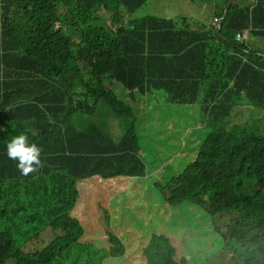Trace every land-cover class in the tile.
<instances>
[{
  "label": "trees",
  "instance_id": "trees-1",
  "mask_svg": "<svg viewBox=\"0 0 264 264\" xmlns=\"http://www.w3.org/2000/svg\"><path fill=\"white\" fill-rule=\"evenodd\" d=\"M155 1L0 0V182L54 176L48 184L64 181L74 191L92 179L145 177L141 153L159 143L161 132L153 131L149 141L143 130L161 123L166 109L152 102H162L164 93L166 106L202 100L205 112L224 122L204 141L196 140L192 161L164 166L165 184L173 193L167 201L221 212L224 224L232 223L243 248L229 251L232 259L225 264H264V135L256 132L264 133L258 119L264 112V57L243 52L253 49L236 42L241 31L264 38V0H232L219 33L212 29L211 36L186 29L191 17L172 16L174 11L134 18L149 6L155 10ZM224 54L234 64L212 74L210 65L222 62ZM163 68L167 80L157 73ZM101 100L112 122L130 120L120 140L95 123L77 128L75 114H94ZM227 101L235 103L225 108ZM239 105L248 108L236 109ZM234 113L245 117L235 119ZM247 128L253 141L242 134ZM20 134L42 149L43 166L27 176L7 155V144ZM209 170L226 179L231 198L240 180L246 187L260 183L256 191L240 195L234 207L219 209V190L207 178ZM36 188L45 192L47 185L38 180ZM13 191L16 198L24 196L17 187ZM39 220L24 248H17L12 232H0V264H64L70 257L76 264H102L97 251L92 257L86 252V225L67 209ZM115 250L120 262L105 264H188L162 233L152 234L133 258Z\"/></svg>",
  "mask_w": 264,
  "mask_h": 264
},
{
  "label": "rangeland",
  "instance_id": "rangeland-1",
  "mask_svg": "<svg viewBox=\"0 0 264 264\" xmlns=\"http://www.w3.org/2000/svg\"><path fill=\"white\" fill-rule=\"evenodd\" d=\"M162 1L153 2V5H157L158 12L149 6L137 12L134 18L143 19L151 15L167 16ZM213 12L212 5L204 6L201 11H195L192 13L194 19L187 22L186 29L194 27L197 23L208 25ZM208 33L211 36L210 28ZM244 43L250 49L258 51L255 55L264 57V38L249 36ZM226 56V54L222 56V62L210 65L212 74L224 73L234 64V60ZM164 99L165 93L162 102L157 103L156 100L152 102L166 107L161 123H153V128L143 130V136H147L149 141L153 140V131L161 132L159 143L151 145L149 150L141 153L147 164L145 177L107 181L92 179L90 182L78 183L74 191L64 181H49L48 184L47 180L54 176L48 179L0 182V232H12L16 238L17 248H24L29 245L28 242L25 245V241L31 237L32 228L40 224V218L51 219L67 209L86 225L83 224L86 229V237L83 240L86 252L92 257L95 256L94 251H97L96 257L102 260V264L111 260L120 262L121 257L117 258L115 254L116 247L125 257H135L145 248L154 233H162L170 237L172 244L178 250V258L181 262L225 264L232 259V254L228 252L243 248L242 236L231 229L232 223L224 224L225 221L220 217L221 212L210 213L194 203L182 202L172 206L167 199H170L173 193L167 188L163 175L164 166L168 164L174 162L185 164L192 161L196 140L202 142L210 133L217 130L224 122L223 117L219 116L215 119L206 113V106L202 100L194 105L166 106ZM232 103L235 102L227 101L224 107H229ZM104 106L107 105L101 100L94 114L76 113L75 120L79 121L74 124L78 129L85 130L89 123H95L104 133L115 140H120L125 129L129 127L130 120L112 122V115H104ZM242 108L248 106L236 107V109ZM82 115L85 116V121L81 120ZM244 117L243 114L234 113L235 119ZM250 117L252 118V114ZM258 119L264 122V112L258 115ZM259 132L264 134L262 131ZM61 174L69 179L64 173ZM206 176L219 190V197L216 200L218 208L234 207L232 201L234 198H231V194L227 192L231 189L226 179L214 170L207 171ZM38 180L47 185L45 192L36 188ZM244 186L245 183L240 180L237 189H242ZM14 187L23 191L24 196L16 198ZM8 188L9 192L6 193ZM255 188L252 186V189ZM20 205L22 208L19 210ZM229 211L237 212L234 209ZM224 225L226 229H230V234L226 237L221 231L225 230ZM43 238V240L47 239ZM64 264H76L75 258H67Z\"/></svg>",
  "mask_w": 264,
  "mask_h": 264
},
{
  "label": "clouds",
  "instance_id": "clouds-1",
  "mask_svg": "<svg viewBox=\"0 0 264 264\" xmlns=\"http://www.w3.org/2000/svg\"><path fill=\"white\" fill-rule=\"evenodd\" d=\"M196 1L201 2L202 4H205L207 6H209V5L213 6L215 4V0H206V1L196 0ZM227 3H228V0H227ZM227 3H226V7L222 4V9L220 10V15L216 19H214V21L212 22V24L210 26H203V25L196 24L194 27H191L190 29L194 32L201 34V35H206V34H208V28H210V31L212 29L213 30L215 29V33L218 34L220 29H221V23H223L228 16V11H229L230 7L227 10L226 18L224 20L222 19V16L224 15L225 10L227 9ZM231 5H232V3H231ZM249 36H250V32L241 31L236 35V42L240 44V43L246 41ZM254 38H256V37H254ZM243 52L250 54L252 52L256 53L258 51L246 50ZM235 54L239 55L240 53H238L236 51ZM243 60L246 61V58L243 57ZM214 69H217V68L214 67ZM157 73L161 78L167 80L166 75H168V71L165 68L160 69ZM208 83L209 82H204V84H208ZM202 95H203V93H202ZM256 132L260 133L259 131H256ZM242 134L244 136L248 137L250 141H253L255 139L253 131L250 129H248V131H246ZM260 134H262V133H260ZM41 151H42V149L39 148L35 143L29 144L28 143V137L24 134H20L18 136L12 137L10 142L7 144V155H8V157L10 159L18 161L17 167L21 171L22 175H24V176H27L29 173H32L34 171H37L40 167L43 166L42 162L40 160ZM257 183H260L258 179L256 181L252 182L251 186L246 187V185H245L244 188L237 189L234 193V196H232V198H234V200H232V201H234V205H235V203L239 202L240 195L256 191L257 190V187H256ZM262 185L264 186V184H262ZM252 186H255L256 188L252 189ZM221 209H223V208H221ZM224 209L228 210V208H224ZM224 228L226 230L225 225H224ZM225 230L224 231L221 230L223 232V236H224V234L228 235V233H229L228 231L225 232Z\"/></svg>",
  "mask_w": 264,
  "mask_h": 264
},
{
  "label": "crops",
  "instance_id": "crops-1",
  "mask_svg": "<svg viewBox=\"0 0 264 264\" xmlns=\"http://www.w3.org/2000/svg\"><path fill=\"white\" fill-rule=\"evenodd\" d=\"M223 1L224 0H215V4L213 5L214 12L211 14L209 18L208 25L203 23H197V24L203 26H210L214 21V19H216L220 15V10L222 9ZM162 2L163 5L165 6V12L169 13V11H174L172 16L184 14L185 16L191 17L192 20L194 19L192 17V13H194L195 11H201L202 8L206 6L201 2L193 1V0H163ZM155 12H158L157 5H155ZM90 181L91 180L86 182H90Z\"/></svg>",
  "mask_w": 264,
  "mask_h": 264
},
{
  "label": "water",
  "instance_id": "water-1",
  "mask_svg": "<svg viewBox=\"0 0 264 264\" xmlns=\"http://www.w3.org/2000/svg\"><path fill=\"white\" fill-rule=\"evenodd\" d=\"M231 3H232V0H228V6H227V9L225 10V12H224V15L222 16V19L224 20L225 18H226V16H227V10H228V8L230 7V5H231Z\"/></svg>",
  "mask_w": 264,
  "mask_h": 264
}]
</instances>
